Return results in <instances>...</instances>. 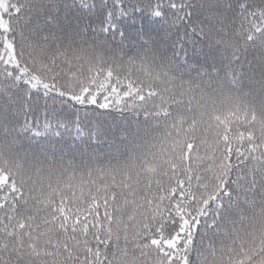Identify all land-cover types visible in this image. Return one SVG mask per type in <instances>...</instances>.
I'll return each mask as SVG.
<instances>
[{
    "label": "snow or ice",
    "instance_id": "snow-or-ice-1",
    "mask_svg": "<svg viewBox=\"0 0 264 264\" xmlns=\"http://www.w3.org/2000/svg\"><path fill=\"white\" fill-rule=\"evenodd\" d=\"M264 0H0V264H264Z\"/></svg>",
    "mask_w": 264,
    "mask_h": 264
},
{
    "label": "trees",
    "instance_id": "trees-1",
    "mask_svg": "<svg viewBox=\"0 0 264 264\" xmlns=\"http://www.w3.org/2000/svg\"><path fill=\"white\" fill-rule=\"evenodd\" d=\"M240 102L242 105L247 104L249 106V116H251L252 107L255 106L257 118H264V106H262L260 100L254 98L253 96H244L241 94Z\"/></svg>",
    "mask_w": 264,
    "mask_h": 264
}]
</instances>
